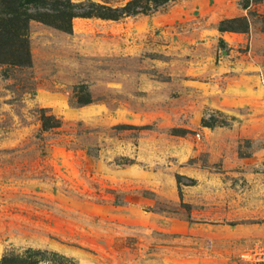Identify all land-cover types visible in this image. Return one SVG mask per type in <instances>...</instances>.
<instances>
[{"label": "rangeland", "instance_id": "1", "mask_svg": "<svg viewBox=\"0 0 264 264\" xmlns=\"http://www.w3.org/2000/svg\"><path fill=\"white\" fill-rule=\"evenodd\" d=\"M29 43L0 65V258L264 263V0L31 21Z\"/></svg>", "mask_w": 264, "mask_h": 264}, {"label": "trees", "instance_id": "2", "mask_svg": "<svg viewBox=\"0 0 264 264\" xmlns=\"http://www.w3.org/2000/svg\"><path fill=\"white\" fill-rule=\"evenodd\" d=\"M175 0H127L121 6H111L92 0H0V65L27 67L31 64L29 24L37 21L64 32L72 30L77 17L118 20L127 16L149 14ZM243 22L241 25L240 23ZM238 25L232 26L231 24ZM220 31H245V18H231L220 22ZM90 100L78 97L81 104ZM43 129L55 128L60 120L53 114L41 115ZM0 264H74L73 260L56 252L25 248L7 251Z\"/></svg>", "mask_w": 264, "mask_h": 264}, {"label": "built area", "instance_id": "3", "mask_svg": "<svg viewBox=\"0 0 264 264\" xmlns=\"http://www.w3.org/2000/svg\"><path fill=\"white\" fill-rule=\"evenodd\" d=\"M263 260H264V258H263ZM263 260H262V261H263ZM263 264H264V263H263Z\"/></svg>", "mask_w": 264, "mask_h": 264}]
</instances>
